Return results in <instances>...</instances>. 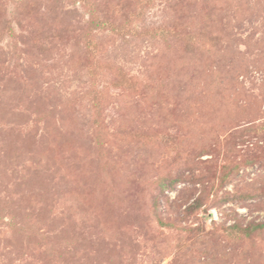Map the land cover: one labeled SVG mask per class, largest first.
Segmentation results:
<instances>
[{
	"label": "rangeland",
	"instance_id": "1",
	"mask_svg": "<svg viewBox=\"0 0 264 264\" xmlns=\"http://www.w3.org/2000/svg\"><path fill=\"white\" fill-rule=\"evenodd\" d=\"M0 264H264V0H0Z\"/></svg>",
	"mask_w": 264,
	"mask_h": 264
},
{
	"label": "trees",
	"instance_id": "2",
	"mask_svg": "<svg viewBox=\"0 0 264 264\" xmlns=\"http://www.w3.org/2000/svg\"><path fill=\"white\" fill-rule=\"evenodd\" d=\"M261 225H259V224H248V228H246L247 227V225H246V227H245V230H246V232L247 231H250V230H252L254 227H260Z\"/></svg>",
	"mask_w": 264,
	"mask_h": 264
}]
</instances>
